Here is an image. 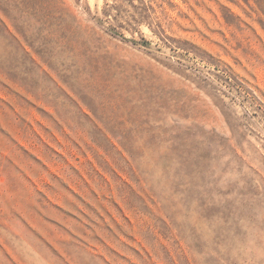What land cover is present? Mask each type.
Returning <instances> with one entry per match:
<instances>
[{"label":"rangeland","instance_id":"obj_1","mask_svg":"<svg viewBox=\"0 0 264 264\" xmlns=\"http://www.w3.org/2000/svg\"><path fill=\"white\" fill-rule=\"evenodd\" d=\"M0 264H264V0H0Z\"/></svg>","mask_w":264,"mask_h":264}]
</instances>
